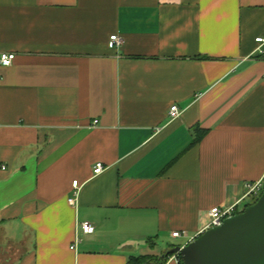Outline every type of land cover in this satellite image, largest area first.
<instances>
[{
	"label": "crops",
	"instance_id": "obj_1",
	"mask_svg": "<svg viewBox=\"0 0 264 264\" xmlns=\"http://www.w3.org/2000/svg\"><path fill=\"white\" fill-rule=\"evenodd\" d=\"M257 38L264 0H0V264H127L239 210L264 177Z\"/></svg>",
	"mask_w": 264,
	"mask_h": 264
},
{
	"label": "water",
	"instance_id": "obj_2",
	"mask_svg": "<svg viewBox=\"0 0 264 264\" xmlns=\"http://www.w3.org/2000/svg\"><path fill=\"white\" fill-rule=\"evenodd\" d=\"M169 254L183 264H264V188L255 203Z\"/></svg>",
	"mask_w": 264,
	"mask_h": 264
},
{
	"label": "built area",
	"instance_id": "obj_3",
	"mask_svg": "<svg viewBox=\"0 0 264 264\" xmlns=\"http://www.w3.org/2000/svg\"><path fill=\"white\" fill-rule=\"evenodd\" d=\"M123 40L122 38L118 37L117 35H113L110 37V44L112 47H119L122 44ZM255 42L258 44V47L256 49V53L259 55H264V38H257ZM15 59V55L11 53H0V67H10ZM262 80L264 81V74L262 75ZM180 116V111L177 106H171L168 111V117L171 120H174ZM97 121H94V124H96ZM2 170H4V167H1ZM104 171V167L101 163H96L93 167V175L97 176L100 175ZM73 188V195L76 196L79 191L78 183L75 181L72 184ZM245 188V195L244 199H248L250 197L259 198L263 188H264V177L256 182H246L244 184ZM74 202V199H69V203L72 204ZM238 204L239 202L235 203L234 205L226 208V209H220V208H213L209 211V217L210 221L208 226L206 227L205 231L207 229L218 227L222 224V222L238 213ZM80 230L84 235H90L93 233V227L89 223H83L80 225ZM173 238H180L181 233L175 232L172 234ZM193 241V239H192ZM71 249H74V247H71ZM177 254L171 256L173 259H176L178 263ZM170 258V257H169Z\"/></svg>",
	"mask_w": 264,
	"mask_h": 264
},
{
	"label": "trees",
	"instance_id": "obj_4",
	"mask_svg": "<svg viewBox=\"0 0 264 264\" xmlns=\"http://www.w3.org/2000/svg\"><path fill=\"white\" fill-rule=\"evenodd\" d=\"M204 132L199 130V128H196V137L194 139L193 145L197 144L203 137ZM251 204H248L249 206ZM245 206V207H247ZM239 213V211H238ZM172 250V249H171ZM173 256V254H169V251H167L165 254L161 256H138V257H131L128 259L127 264H166L169 257ZM178 263L183 264L181 261L180 256H177Z\"/></svg>",
	"mask_w": 264,
	"mask_h": 264
},
{
	"label": "rangeland",
	"instance_id": "obj_5",
	"mask_svg": "<svg viewBox=\"0 0 264 264\" xmlns=\"http://www.w3.org/2000/svg\"><path fill=\"white\" fill-rule=\"evenodd\" d=\"M257 199H258V198H254V197H250V198L246 199V201L240 205V207H239V213H240L241 211L244 210V209H243L244 206H246V205H248V204H253V203H255V202L257 201ZM179 243H181V241L168 240V241L166 242L165 250H166V248H168V247H170V246H172L173 248H176L177 245H179Z\"/></svg>",
	"mask_w": 264,
	"mask_h": 264
},
{
	"label": "flooded vegetation",
	"instance_id": "obj_6",
	"mask_svg": "<svg viewBox=\"0 0 264 264\" xmlns=\"http://www.w3.org/2000/svg\"><path fill=\"white\" fill-rule=\"evenodd\" d=\"M246 208V207H245ZM245 208H243V209H245Z\"/></svg>",
	"mask_w": 264,
	"mask_h": 264
}]
</instances>
